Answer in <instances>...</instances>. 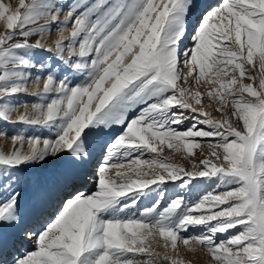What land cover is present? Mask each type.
I'll list each match as a JSON object with an SVG mask.
<instances>
[{"label":"snow or ice","instance_id":"1","mask_svg":"<svg viewBox=\"0 0 264 264\" xmlns=\"http://www.w3.org/2000/svg\"><path fill=\"white\" fill-rule=\"evenodd\" d=\"M201 7L0 0V122L49 134L0 129V264H264V0ZM202 143L190 171L161 159ZM37 165L52 170L29 181ZM198 179L215 187L190 201ZM169 183L182 191L166 200Z\"/></svg>","mask_w":264,"mask_h":264},{"label":"rangeland","instance_id":"2","mask_svg":"<svg viewBox=\"0 0 264 264\" xmlns=\"http://www.w3.org/2000/svg\"><path fill=\"white\" fill-rule=\"evenodd\" d=\"M5 2H10L13 4V6L16 5L17 0H5ZM67 3H71L73 2V0H66ZM221 2V0H200V3L202 5V7L200 9L197 10V17H199L200 13L204 10V6H207L209 4L211 5H218ZM192 23H195V21H192ZM0 31H3L2 26H0ZM186 43L190 44V41H187ZM258 70L253 71V75H257ZM246 83H250L251 81H245ZM258 84V81H257ZM185 87H189L191 86L194 90H198L201 93L205 94L210 90H212L213 87H217L214 85H208L205 83H201V85L196 86L194 84H192V78L189 77V84L184 85ZM257 86V85H254ZM30 92H35L37 91L36 88L30 86L29 88ZM23 99H27L29 101V104L34 102L35 98L33 96H28V97H23ZM203 103L207 106L210 101H208L207 99H204ZM216 105H213L210 108H207L206 110L208 112L211 113L212 118L214 119H220L222 118V113L217 112L215 110ZM22 111L20 112H24V109L21 108ZM227 112V109H225V113ZM17 118V115L14 114L13 115V120H15ZM0 129H4L6 131H8L9 133H13L16 131H20L22 134L26 135V136H30V135H35V136H47L49 135L46 130L40 129V128H28L26 126L23 125H4L2 122H0ZM27 148V145H25V149ZM12 150V143L11 140H7L5 141L3 138H0V151H5V152H10ZM203 150V151H202ZM209 149L206 143H202L200 148H196L193 150V156L191 157H187L186 158V153H184L182 150L181 151H175V149L172 148H168L167 146L163 147V151L160 153L161 159H166L169 162L175 163L177 165L183 166L186 168V170H192V164L196 163L199 164V161L203 158H205L208 155ZM147 158V157H145ZM203 166L200 165V169L202 170ZM52 170V166L51 165H46L44 167H40L39 165L34 166L32 168H29L25 171L24 175L28 178L29 181H34L39 177H43L45 175H47L50 171ZM145 170H147L145 168ZM115 169L111 170L110 175L115 177ZM120 171L122 172H127L128 174L124 177H122V179L126 182H131V180L136 179V176L134 173L129 172L127 169H121ZM151 176V174H150ZM149 177H145L144 179H148ZM121 178H117L118 182ZM179 183V182H177ZM30 185H26V191L28 189ZM215 187L214 182L212 181H206V180H194L192 182V185L189 186V190L183 192L184 196L186 197V199L190 200V201H195L198 197H200L202 194L209 192V191H213V188ZM86 188L87 192H93L96 190L95 185L92 183L91 180L88 181V185ZM182 190L175 188L174 185H172L171 183H169L166 186V200L170 197H172L175 192H180ZM217 191H222V189H219ZM156 199V194L155 193H151L149 197H144L141 199V201L139 202L138 207L139 208H144L147 206H150L153 201ZM193 232H196L198 234V230L193 229ZM29 248H31L32 246L29 245ZM154 247L156 249V251L158 252H162L163 249L160 247H156L154 244ZM177 259L182 261V264H189V261H191V264H209V257L203 253V252H197L195 254L192 253H188L187 251H182L181 254L176 257Z\"/></svg>","mask_w":264,"mask_h":264},{"label":"bare ground","instance_id":"3","mask_svg":"<svg viewBox=\"0 0 264 264\" xmlns=\"http://www.w3.org/2000/svg\"><path fill=\"white\" fill-rule=\"evenodd\" d=\"M193 21H195V20H193ZM19 110L22 111L21 109H19ZM83 190L86 191V188H84ZM86 192H87V191H86Z\"/></svg>","mask_w":264,"mask_h":264}]
</instances>
